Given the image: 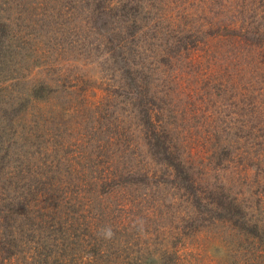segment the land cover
I'll return each instance as SVG.
<instances>
[{"label": "rangeland", "instance_id": "374dc122", "mask_svg": "<svg viewBox=\"0 0 264 264\" xmlns=\"http://www.w3.org/2000/svg\"><path fill=\"white\" fill-rule=\"evenodd\" d=\"M0 264H264V0H0Z\"/></svg>", "mask_w": 264, "mask_h": 264}, {"label": "clouds", "instance_id": "9594fccd", "mask_svg": "<svg viewBox=\"0 0 264 264\" xmlns=\"http://www.w3.org/2000/svg\"><path fill=\"white\" fill-rule=\"evenodd\" d=\"M108 234H109V235H111V233H110V232H109Z\"/></svg>", "mask_w": 264, "mask_h": 264}]
</instances>
